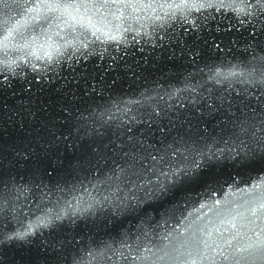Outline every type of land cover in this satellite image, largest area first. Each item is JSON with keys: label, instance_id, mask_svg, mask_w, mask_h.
<instances>
[{"label": "snow or ice", "instance_id": "snow-or-ice-1", "mask_svg": "<svg viewBox=\"0 0 264 264\" xmlns=\"http://www.w3.org/2000/svg\"><path fill=\"white\" fill-rule=\"evenodd\" d=\"M0 264H264V0H0Z\"/></svg>", "mask_w": 264, "mask_h": 264}]
</instances>
